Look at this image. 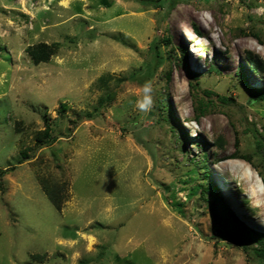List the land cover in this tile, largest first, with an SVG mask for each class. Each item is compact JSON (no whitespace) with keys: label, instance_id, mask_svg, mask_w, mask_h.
<instances>
[{"label":"rangeland","instance_id":"1","mask_svg":"<svg viewBox=\"0 0 264 264\" xmlns=\"http://www.w3.org/2000/svg\"><path fill=\"white\" fill-rule=\"evenodd\" d=\"M248 51L264 0H0V264H264Z\"/></svg>","mask_w":264,"mask_h":264},{"label":"trees","instance_id":"2","mask_svg":"<svg viewBox=\"0 0 264 264\" xmlns=\"http://www.w3.org/2000/svg\"><path fill=\"white\" fill-rule=\"evenodd\" d=\"M196 32L197 29L196 27H194ZM28 51L30 52L31 57L33 58L34 61L39 62L42 60H47L49 58V56L54 52V48L51 44H46L43 42H39L37 44L31 45L28 49ZM248 53V59L247 62L249 63V66L251 68L252 71L256 72V73H260L264 70V62L260 57L255 56V54L251 53V52H247ZM208 70H212V71H216V68L214 65L209 64L208 65ZM189 74V79H190V88H194V85H196L198 83V76L195 73H192L191 71L188 72ZM250 91L252 92V95L254 97H256L257 99L260 100H264V87H260V88H250ZM204 93L206 96H210L209 91L204 90ZM251 130H253L254 134H257V129L253 126V124L251 123ZM54 140V137L52 136H47V139L45 140L47 143L49 144ZM260 144V148L262 149V144L259 142ZM237 155L236 153L233 154V156ZM205 156V154H204ZM243 158L247 159L249 161V158L247 156H243ZM204 174L208 175V171L205 169L204 170ZM209 194L213 197V201L214 204L216 202L218 203H223L222 202V198L220 197V195L218 194L217 190L215 188H212V190L208 191ZM49 196V199L51 200V202L53 203V205L55 206V208L60 209V205H61V200L59 198H57V196L53 193V192H48L47 193ZM225 210L227 211V213L229 215H231L232 219L237 221L235 216L233 215V213L231 212L230 208L228 206H226L225 204H223ZM238 233L239 235H243L248 239H253L254 241H256L260 246L258 248H255V254L258 258L264 257V232L263 231H258L256 229H252L247 227L246 225H244L240 220H238ZM234 241L237 242V244L239 245H243L244 247V241L238 239L237 237H234Z\"/></svg>","mask_w":264,"mask_h":264},{"label":"clouds","instance_id":"3","mask_svg":"<svg viewBox=\"0 0 264 264\" xmlns=\"http://www.w3.org/2000/svg\"><path fill=\"white\" fill-rule=\"evenodd\" d=\"M142 92H143V96L141 99H139L137 101L136 106L141 111H148L152 106V97H151L152 88H151V85L146 83L143 86Z\"/></svg>","mask_w":264,"mask_h":264}]
</instances>
